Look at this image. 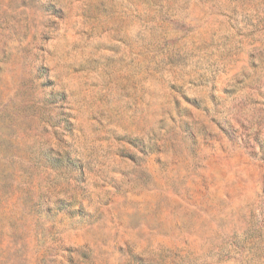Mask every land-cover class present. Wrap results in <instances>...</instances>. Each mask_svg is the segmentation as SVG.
<instances>
[{
    "label": "rangeland",
    "instance_id": "1",
    "mask_svg": "<svg viewBox=\"0 0 264 264\" xmlns=\"http://www.w3.org/2000/svg\"><path fill=\"white\" fill-rule=\"evenodd\" d=\"M0 264H264V0H0Z\"/></svg>",
    "mask_w": 264,
    "mask_h": 264
}]
</instances>
